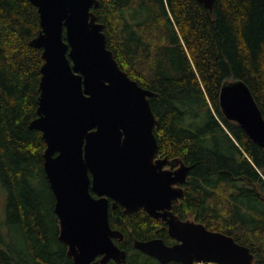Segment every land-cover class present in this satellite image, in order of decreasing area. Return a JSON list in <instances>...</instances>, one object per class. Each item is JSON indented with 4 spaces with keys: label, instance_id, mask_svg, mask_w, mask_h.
<instances>
[{
    "label": "trees",
    "instance_id": "16d2710c",
    "mask_svg": "<svg viewBox=\"0 0 264 264\" xmlns=\"http://www.w3.org/2000/svg\"><path fill=\"white\" fill-rule=\"evenodd\" d=\"M91 9L120 68L152 91L156 155L190 167L173 213L232 236L250 248L253 264H264V148L225 118L219 100L226 80L241 79L264 117V0H215L212 10L197 0H99ZM40 30L30 0H0V182L26 252L4 248L0 234V264H73L58 238L46 143L29 127L43 63L30 40ZM109 223L126 251L109 264H162L133 241L175 242L165 221L142 208L128 213L110 201Z\"/></svg>",
    "mask_w": 264,
    "mask_h": 264
},
{
    "label": "water",
    "instance_id": "95a60500",
    "mask_svg": "<svg viewBox=\"0 0 264 264\" xmlns=\"http://www.w3.org/2000/svg\"><path fill=\"white\" fill-rule=\"evenodd\" d=\"M30 1L41 25L30 45L42 49L43 63L37 117L29 127L40 130L46 143L43 168L55 196L58 238L73 264L125 260L126 251L114 243L123 235L110 226V201L165 221L174 243L133 241L162 264H253L248 246L173 213V203L184 196L176 184L185 182L190 167L155 158L152 91L130 78L106 47L103 24L91 9L99 0ZM197 1L212 10L215 0ZM219 100L225 118L264 148V117L248 85L226 80ZM169 162L177 165L173 171L161 168Z\"/></svg>",
    "mask_w": 264,
    "mask_h": 264
},
{
    "label": "rangeland",
    "instance_id": "374dc122",
    "mask_svg": "<svg viewBox=\"0 0 264 264\" xmlns=\"http://www.w3.org/2000/svg\"><path fill=\"white\" fill-rule=\"evenodd\" d=\"M7 192L0 182V234L2 236V246L18 254L23 252L26 255L23 239L14 221H8Z\"/></svg>",
    "mask_w": 264,
    "mask_h": 264
},
{
    "label": "flooded vegetation",
    "instance_id": "af4514ba",
    "mask_svg": "<svg viewBox=\"0 0 264 264\" xmlns=\"http://www.w3.org/2000/svg\"><path fill=\"white\" fill-rule=\"evenodd\" d=\"M155 158H162L161 156H155ZM177 167V165H172L170 162L169 163H167V164H164L161 168L162 169H165V170H170V171H173L175 168ZM184 183V182H183ZM183 183H178V184H176V185H178V186H182L183 187ZM158 219H161V218H158ZM161 220H163V219H161ZM115 239H119V238H114V240ZM100 258V256H97L96 258H95V260H98ZM110 261H113V260H110ZM110 261H108V263L107 264H109V262Z\"/></svg>",
    "mask_w": 264,
    "mask_h": 264
},
{
    "label": "built area",
    "instance_id": "2783aa9c",
    "mask_svg": "<svg viewBox=\"0 0 264 264\" xmlns=\"http://www.w3.org/2000/svg\"><path fill=\"white\" fill-rule=\"evenodd\" d=\"M196 264H208V263H198V262H197ZM212 264H213V263H212Z\"/></svg>",
    "mask_w": 264,
    "mask_h": 264
}]
</instances>
